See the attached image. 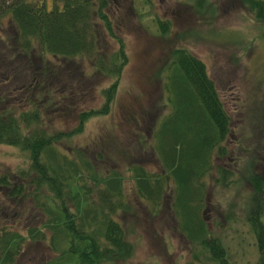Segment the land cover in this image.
Listing matches in <instances>:
<instances>
[{
  "label": "rangeland",
  "instance_id": "obj_1",
  "mask_svg": "<svg viewBox=\"0 0 264 264\" xmlns=\"http://www.w3.org/2000/svg\"><path fill=\"white\" fill-rule=\"evenodd\" d=\"M43 2L48 9L61 6L60 0ZM243 4L241 0H110L107 11L117 35L125 42L128 62L109 112L89 118L81 132L61 142L67 149L81 148L94 159L96 152L97 156L102 154L105 164L100 169L113 167L124 179L123 194L129 199V211H121L118 219L133 251L129 257L101 264H215L205 247L182 232L181 223L189 226L192 222L177 215L186 211L181 206L184 199L174 208L177 184L161 162L168 158V152H174L180 171L189 168L190 162L189 155L184 154L187 146L177 143L173 151L170 141L164 144L170 123L162 126V116L168 117L173 98L166 65L174 48H185L204 63L230 119L220 154L214 149L207 172L191 177L189 191L196 197L190 205L202 216L206 230L220 240L229 264L257 261L258 248L248 220L252 190L249 176L257 173L264 177V21ZM165 19L169 30L162 34L157 22ZM11 28L9 14L0 17V38L4 40ZM103 33V46L115 48V41ZM34 52L43 55L37 48ZM44 54L47 62L54 64L52 89L64 90V97L53 108L42 109L45 126L50 133L68 131L77 124V111L101 106L100 90L109 85L110 78L96 72L89 58L77 57L72 62ZM73 63L81 73L75 72ZM60 65L72 69L64 74ZM5 73L1 67L0 77ZM23 77L20 80L26 79ZM5 85H0V92L10 91L15 83ZM23 97L20 93L18 98ZM135 164L164 179L157 206L135 194L130 170ZM27 165V151L0 144V174ZM191 167L201 169L199 165ZM262 196L264 200V190ZM14 211L0 189V226L25 235L24 228L37 218L23 216L15 221L11 219ZM261 212L264 223V203ZM55 254L46 239H27L13 264H47Z\"/></svg>",
  "mask_w": 264,
  "mask_h": 264
},
{
  "label": "trees",
  "instance_id": "obj_2",
  "mask_svg": "<svg viewBox=\"0 0 264 264\" xmlns=\"http://www.w3.org/2000/svg\"><path fill=\"white\" fill-rule=\"evenodd\" d=\"M241 2L264 21L263 0ZM60 3V7L50 9L43 0H8L7 3L12 28L4 40L0 38V68L6 71L0 77V85L6 86L9 82L15 85L10 91L2 89L6 91L0 92V144L27 151L28 165L2 172L0 189L3 199L14 206L11 219L18 221L23 216L37 219L24 228L25 235L0 226V264H13L27 239H46L56 253L47 264H101L129 257L133 251V244L126 239L125 229L118 219L121 211H129L130 204L123 194V176L113 167L100 169L102 163L105 164L102 154L97 156L96 152L94 159L81 148L67 149L61 143L66 137L81 132L89 118L109 112L128 62L125 42L117 35L108 14L110 0H60ZM157 23L161 33L166 34L169 21L158 20ZM103 31L115 41V48L103 46ZM36 48L43 55H37ZM44 53L70 61L77 57L89 58L96 72L110 78L109 85L100 90L101 106L77 111V124L68 131L50 133L45 126L42 109L53 108L64 97V90L52 89L50 79L55 78L54 64L47 62ZM60 66L64 74L72 69ZM73 67L75 72H82L76 63ZM166 67L170 69L173 98L168 117L162 116V126L170 123L164 144L170 141L173 151L177 143L184 144L188 147L184 154L190 157L189 168L181 171L175 165L178 163L174 152H168V158L161 161L177 184L174 208L184 199L181 206L186 207V211L177 215L192 222L189 226L181 223V230L190 241L205 247L215 264H229L220 240L206 230L202 216L190 205L196 194H190L189 190L191 177L203 175L209 169L213 150L220 154V143L229 132L230 119L198 57L185 48H174ZM20 93L24 96L21 100ZM191 165H199L201 169L193 170ZM130 170L135 194L153 207L157 206L164 179L152 176L139 164L132 165ZM249 182L252 190L248 220L258 248L254 264H264V223L261 220L264 177L254 173L249 176Z\"/></svg>",
  "mask_w": 264,
  "mask_h": 264
},
{
  "label": "flooded vegetation",
  "instance_id": "obj_3",
  "mask_svg": "<svg viewBox=\"0 0 264 264\" xmlns=\"http://www.w3.org/2000/svg\"><path fill=\"white\" fill-rule=\"evenodd\" d=\"M1 6H0V17L4 16L5 14H9L7 12V3L8 0H0Z\"/></svg>",
  "mask_w": 264,
  "mask_h": 264
}]
</instances>
